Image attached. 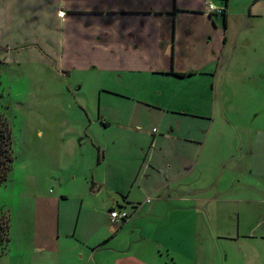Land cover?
Masks as SVG:
<instances>
[{
    "label": "crops",
    "instance_id": "1",
    "mask_svg": "<svg viewBox=\"0 0 264 264\" xmlns=\"http://www.w3.org/2000/svg\"><path fill=\"white\" fill-rule=\"evenodd\" d=\"M262 22L264 0H0V60L81 73L76 92L93 84L100 135L90 139L103 156L102 177L81 172L77 190L61 182L45 200L52 215L36 216L17 254L28 264H264V120L255 111L246 126L236 106L248 79H264ZM77 135L75 156L87 125ZM94 201L108 213L85 208ZM117 205L133 209L126 220L111 219Z\"/></svg>",
    "mask_w": 264,
    "mask_h": 264
},
{
    "label": "rangeland",
    "instance_id": "2",
    "mask_svg": "<svg viewBox=\"0 0 264 264\" xmlns=\"http://www.w3.org/2000/svg\"><path fill=\"white\" fill-rule=\"evenodd\" d=\"M257 23L261 25V21ZM258 40L262 45L264 34ZM18 51L21 50H14L15 54ZM12 57L0 60L1 103L13 133L15 157L13 169L0 185V206L11 217L10 248L1 256L0 264H28L25 256L17 254L16 247L26 248L31 244L36 216L42 224V218L52 215L49 214L51 209H46L43 204L45 200L58 196L61 182L65 190H77L79 180H73V176L81 172L89 177L96 172V177H102L104 174L99 169V162L103 156L90 139L100 135L95 124L91 127V121L96 117V95L90 89H94L93 84L89 87L86 85L87 91L76 92L75 84L80 81L81 73L61 75L54 63H42L27 55ZM250 82L248 79L251 91L247 89L248 94H240L236 98L239 120L246 122V126L252 121L255 111H262L260 120H264V98L261 93L264 79ZM84 100L88 104H84ZM86 125L91 135L86 138L81 151L77 149L79 156H75L72 144L78 137L77 133ZM90 186L91 182L88 193L92 191ZM91 203L86 202L85 208L99 214L108 213L103 204H98L99 201ZM117 207L122 209L119 205ZM124 209L129 213L133 211L131 207ZM110 224L103 221L96 237L106 235ZM51 228L50 224L44 226V233L50 236ZM67 243L70 244V241ZM2 248L3 245H0ZM105 252L103 250L96 255L97 261L104 263Z\"/></svg>",
    "mask_w": 264,
    "mask_h": 264
},
{
    "label": "trees",
    "instance_id": "3",
    "mask_svg": "<svg viewBox=\"0 0 264 264\" xmlns=\"http://www.w3.org/2000/svg\"><path fill=\"white\" fill-rule=\"evenodd\" d=\"M179 75L186 74L180 73ZM2 96L3 92L0 91V185L3 184L8 178L11 170L13 169L15 161L13 150V133L9 119L2 108ZM10 228V214L6 209L0 206V245H3V248L0 249V258L9 246V242L11 240Z\"/></svg>",
    "mask_w": 264,
    "mask_h": 264
},
{
    "label": "built area",
    "instance_id": "4",
    "mask_svg": "<svg viewBox=\"0 0 264 264\" xmlns=\"http://www.w3.org/2000/svg\"><path fill=\"white\" fill-rule=\"evenodd\" d=\"M130 216V213L124 209L114 208L110 210V217L112 220L124 221Z\"/></svg>",
    "mask_w": 264,
    "mask_h": 264
}]
</instances>
